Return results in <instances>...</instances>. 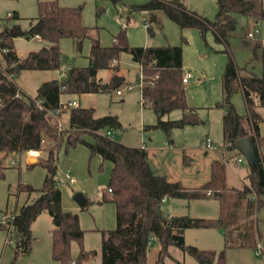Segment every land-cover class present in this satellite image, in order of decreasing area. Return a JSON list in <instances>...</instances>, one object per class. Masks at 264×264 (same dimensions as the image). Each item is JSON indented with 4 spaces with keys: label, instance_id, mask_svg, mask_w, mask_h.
I'll list each match as a JSON object with an SVG mask.
<instances>
[{
    "label": "trees",
    "instance_id": "obj_1",
    "mask_svg": "<svg viewBox=\"0 0 264 264\" xmlns=\"http://www.w3.org/2000/svg\"><path fill=\"white\" fill-rule=\"evenodd\" d=\"M217 6L216 18L210 20L189 9L182 0H149L137 5L150 12L151 21H156L158 12L163 10L182 28L197 27L203 36L211 28L218 40L227 42L238 25V17L249 16L255 8V0H217ZM82 10V6H63L57 1H45L40 4V15L33 18L29 29L24 30L19 22L0 29V152H47V157L41 160L47 170L43 186H19L20 190L38 191L39 196L33 202L23 204L8 222L9 225L0 223V228L14 227L18 248L28 253L33 239L32 223L47 211L55 225V259L61 264H83L97 254L95 250L87 251L82 247L76 259L71 257L72 241L82 244L85 230L80 224L79 214L63 208L62 191L55 180L58 149L66 140L69 147L85 143L92 153H99L103 159L113 162L109 182L112 190L108 192L111 193L110 199L116 203L117 226L103 230L102 264H146L150 245L155 239L160 244L158 264L171 256V245L193 256L198 264H227L228 248L258 247L261 232L257 213L264 196V157L259 148L264 143V136L259 129L263 118L256 107L264 106V42L253 45L249 62L252 64L260 60L261 73L250 69L249 64L240 66L230 54L222 76L223 103H219L227 107L223 116V150H233L237 139L251 136L259 157L258 167L251 169L249 183L242 188L231 186L227 182V161L219 157L212 161L208 181L198 186H186L179 180L172 181L166 175L157 173L144 146H130L106 134L110 127L121 125L115 114L97 116L95 107L72 106L70 125L59 130L58 118L67 108L61 100L62 95L96 93L119 86L113 81L104 83L98 72L107 68L118 70V58L123 51L130 53L133 60L141 65L143 105L152 107L158 116L157 123L152 126L170 133L174 128L198 122L196 112L187 102L182 46H132L125 29L115 36L113 45L105 46L99 37L90 35L89 27L83 22ZM11 18L19 21L22 17L15 11ZM24 35L39 36L46 44L22 56L15 50L14 40ZM62 38H73L78 50L82 49L84 40L90 38L89 65L71 67L65 77L44 81L35 97L28 96L16 81L18 75L29 69H60ZM238 90L245 97V116L236 111L231 101ZM175 109L183 110V117L166 119ZM85 134L92 135L93 141H87ZM1 167L0 160V173L3 174ZM213 196L220 202L217 217L168 216L163 213L159 216L155 211L165 197L195 200ZM90 203L85 197L82 208ZM188 228L224 229V248L218 252L188 244L185 239Z\"/></svg>",
    "mask_w": 264,
    "mask_h": 264
},
{
    "label": "rangeland",
    "instance_id": "obj_2",
    "mask_svg": "<svg viewBox=\"0 0 264 264\" xmlns=\"http://www.w3.org/2000/svg\"><path fill=\"white\" fill-rule=\"evenodd\" d=\"M45 1H57L63 6H82L83 22L89 27L90 35L99 37L105 46L113 45L115 36L123 29L132 46H182L183 75L191 74L189 82L185 84L187 102L198 118V122L194 124L174 128L170 133L152 126L157 123L158 116L152 107L143 105L142 85L139 83L141 65L125 51L121 52L118 58V70L107 68L99 71V76L107 82H112L113 76L116 75L123 77L124 80L119 86L87 94L83 99L67 95L64 100H76L82 107L93 106L97 116L117 115L121 125L110 127V136L131 146H147L152 165L158 173L181 180L184 185H201L209 179L211 159L221 150L220 158L227 161L228 184L236 187L244 185V179L251 167L246 156L237 148L227 152L223 150V116L227 107L219 103H223L222 76L230 54L240 66L249 64L250 69L258 73L262 71L260 60L252 64L249 62L252 59L253 45L256 42H264V0H255V8L249 16L238 17V25L229 35L227 42L218 40L211 28L205 36L197 27L182 28L163 10L158 12L156 21H151L150 12L137 7L149 0H0V29L16 22H19L24 30L29 29L33 18L40 15V4ZM182 1L189 9L208 19L216 18L217 0ZM15 11L22 17L19 21L11 18ZM254 29L259 32L254 37H249L247 32ZM45 44V41L29 35L14 40L15 50L20 55L39 50ZM89 45L90 38H86L82 51H79L72 39L62 40L61 70L64 74L73 66L87 63ZM129 84L134 87L128 89ZM117 90H121L123 94H118ZM231 101L239 114H247V105L241 90L232 95ZM71 107L67 106L59 117L63 129L70 125ZM256 110L263 118L259 122V129L264 136V106L258 105ZM183 115V110L175 109L166 119H179ZM84 138L87 141L94 139L90 134H85ZM207 141H211L215 148H206ZM259 151L264 157V143L260 145ZM184 153L193 157L191 164L184 163ZM31 157H37V161H31ZM46 157V151H40L38 156L28 152H0L3 172L0 173V223L9 225L8 222L23 204L37 199L40 194L38 191L20 190L19 186H43L47 170L41 160ZM239 158L242 160L239 161ZM112 168L111 160L103 159L99 153H92L85 143L69 147L64 140L59 146V175L64 176L65 172H69L75 178L73 183H59L63 208L78 213L80 224L85 230L82 244L76 240L72 241L71 257L76 259L82 247L87 251H97L96 255L85 260L83 264H102L103 230L117 226L116 203L110 199L111 193L108 192ZM77 193H82L91 201L88 207L82 208V203L76 199ZM174 200L178 204L175 208L177 213L186 211L184 214L202 217H217L220 214V202L214 196L190 201L168 198L162 204L166 214L170 212V208L171 211L174 209L168 206ZM257 215L262 235L260 246L228 248L227 264H264V196ZM5 216L8 218L6 221ZM7 227L0 228V264H61L53 256L55 225L47 211L42 212L32 223L33 239L31 251L28 253L18 248L15 228ZM191 232L194 233L192 237L189 235V240L202 246L218 252L225 246V232L220 229H194ZM159 250L160 244L154 240L150 245L146 264H158ZM169 251L171 256L165 257L159 264H198L193 256L176 245H171Z\"/></svg>",
    "mask_w": 264,
    "mask_h": 264
},
{
    "label": "crops",
    "instance_id": "obj_3",
    "mask_svg": "<svg viewBox=\"0 0 264 264\" xmlns=\"http://www.w3.org/2000/svg\"><path fill=\"white\" fill-rule=\"evenodd\" d=\"M34 37H37V38H39L40 40H42L39 36H34ZM93 37V36H92ZM18 38V37H17ZM16 39V38H15ZM63 39H65V38H62L61 39V41H60V47H61V43H62V40ZM70 39H72L74 42H76L73 38H70ZM44 41V40H43ZM90 48H91V39H90V45H89V51H88V53H87V63L86 64H83V65H77V66H87V65H89V63H90V60H89V53H90ZM82 49H83V45H82ZM82 49L81 50H79V51H82ZM61 51H62V49H61ZM26 55V54H25ZM22 56H24V55H22ZM100 71V70H99ZM66 74H67V72L64 74V72H62V70H61V68L60 69H55V70H51V69H29V70H23L19 75H18V77H17V79H16V81H17V83H18V85L20 86V88L22 89V91L25 93V94H27L28 96H32V97H35L36 95H37V90H38V88H39V86L44 82V81H46V80H51V79H55V78H57V79H61V78H63V77H65L66 76ZM98 77L99 78H101L102 79V81L104 82V83H108L107 82V80H103V78L101 77V76H99V72H98ZM114 77V76H113ZM124 80V79H123ZM123 82V81H122ZM87 94H93V93H85V94H81V95H69V94H63L62 95V97H61V100H62V102H65V103H67V102H69V100L67 101H65L64 100V96H67V95H69V96H71V97H73V96H76V97H79V98H81V99H83V98H85V96L87 95ZM122 94H123V92H122ZM78 102V101H77ZM78 105H79V102H78ZM79 106H81V105H79ZM84 107H91V106H84ZM93 107V106H92ZM165 118H167V116L165 117ZM126 144V143H125ZM128 145V144H127ZM131 146V145H130ZM140 147H143V146H140ZM146 149H147V151H148V154H149V158H150V161H151V164H152V159H151V155H150V152H149V150H148V147L147 146H144ZM222 151L220 150V152H217L215 155H214V157L211 159V162H210V176H211V164H212V161L214 160V159H216V158H219L220 157V153H221ZM227 152V151H226ZM15 153V152H14ZM186 155H188V157L186 158L185 156ZM41 156V155H40ZM34 159H36V161H37V157H31V161L32 160H34ZM36 161H33V162H36ZM192 161H193V157L191 156V155H189V154H185L184 153V163L185 164H187V165H189V164H191L192 163ZM152 167H153V165H152ZM251 167V166H250ZM154 168V167H153ZM155 169V168H154ZM156 170V172L158 173V171H157V169H155ZM250 172H251V170L249 171V173L246 175V177H245V179H244V185L246 184V183H249V179H248V175L250 174ZM159 174H163V175H166L167 177H168V175L167 174H165V173H159ZM210 176H209V178H210ZM168 179H170V180H172V181H176V179H171V178H169L168 177ZM209 180V179H208ZM207 180V181H208ZM179 181H181V180H179ZM182 182V181H181ZM243 185V186H244ZM186 186H188V185H186ZM196 186H198V185H196ZM231 186H234V185H231ZM242 186V187H243ZM242 187H239V188H242ZM166 199H168V197H166ZM166 199L164 200V202L166 201ZM170 199H183V198H169V200ZM185 200H187V199H185ZM190 201V200H189ZM164 202H162V204L164 203ZM172 204H169L168 206H170V207H172V208H174V209H172V211H171V208H170V212H168V214H166L165 212H164V210L162 209V211H163V214L164 215H168V216H172V215H186V214H184L186 211H182L181 213L179 212V213H177V209H175L176 208V206L178 205L177 203H176V201L174 200V201H172L171 202ZM161 207H162V205H161ZM193 215H195V214H193ZM196 215H199V214H196ZM39 217V216H38ZM37 217V218H38ZM195 217H202V216H195ZM257 217H258V215H257ZM36 218V219H37ZM259 219V218H258ZM194 229H220V231L222 230L223 232H225V230H223V229H221V228H188V229H186L185 230V239H186V242L188 243V244H192V245H196V246H198V247H200V248H210V247H206V246H202V245H200L198 242H196V241H193V240H189V235L192 237V234L194 233V232H191V231H194ZM261 237H262V235H261ZM156 240V239H155ZM153 243V242H152ZM260 243H261V239H260ZM260 243H259V246H260ZM211 249V248H210Z\"/></svg>",
    "mask_w": 264,
    "mask_h": 264
},
{
    "label": "water",
    "instance_id": "obj_4",
    "mask_svg": "<svg viewBox=\"0 0 264 264\" xmlns=\"http://www.w3.org/2000/svg\"><path fill=\"white\" fill-rule=\"evenodd\" d=\"M112 81L116 85H119L123 81V77L116 75L112 78ZM235 148H237L241 153H243L246 156L252 170H255L258 167L259 157H258L257 152H256L255 142L252 140L251 136H244V137L237 139L235 141ZM76 199L78 200V202L82 203L84 201L85 197L83 196L82 193H77ZM155 211L159 216H161L163 213L162 207L160 205H157L155 207Z\"/></svg>",
    "mask_w": 264,
    "mask_h": 264
},
{
    "label": "built area",
    "instance_id": "obj_5",
    "mask_svg": "<svg viewBox=\"0 0 264 264\" xmlns=\"http://www.w3.org/2000/svg\"><path fill=\"white\" fill-rule=\"evenodd\" d=\"M123 25L126 26L125 23ZM258 32H259L258 29L249 30L247 32V35L249 37H254ZM116 62H117V60L114 61V63H116ZM140 77H141V81L139 83H141V85L143 86V74H142V72L140 73ZM190 77H191L190 73H188L186 75H183V83L184 84L188 83L189 80H190ZM133 87H134V85H132V84L128 85V89H132ZM117 93L118 94H122V91L121 90H117ZM77 105H78V102L76 100H71V101L66 103V106H77ZM63 127L64 126L62 125L60 119L58 118V128H59V130H62ZM106 134L108 136H110L111 135V131L107 130ZM205 147L209 148V149H214L215 148V146L211 143V141H207V143L205 144ZM39 152H40L39 150H29L28 151V153L30 155H37V156L39 155ZM238 160L241 161L242 159L239 158ZM55 180H56L57 184L66 183V182L73 183L75 181V178L73 176H71V174L69 172H65L64 176H61V175H59V171H58L57 174L55 175ZM109 190L111 191L112 189L110 188ZM165 199H166V197L162 200V202H164ZM7 219L8 218L5 216L4 217V221H6Z\"/></svg>",
    "mask_w": 264,
    "mask_h": 264
}]
</instances>
